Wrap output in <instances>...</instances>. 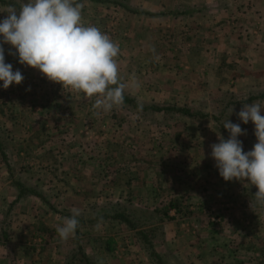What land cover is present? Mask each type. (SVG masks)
Here are the masks:
<instances>
[{
	"label": "rangeland",
	"instance_id": "obj_1",
	"mask_svg": "<svg viewBox=\"0 0 264 264\" xmlns=\"http://www.w3.org/2000/svg\"><path fill=\"white\" fill-rule=\"evenodd\" d=\"M119 1L129 8L146 12H178L183 8L178 6L176 0ZM78 2L83 6V22L86 25H95L107 33L120 44L121 52L137 50L141 67L142 65L147 66L146 55L135 46L137 43L134 37H139L137 42L140 45L147 42L151 44V48L160 49L162 44L159 40L155 39L153 35L148 38L147 33L163 35L178 27L177 19L172 20L177 15L150 16L146 13H134L126 9L128 7L118 6L113 2L100 3L91 0H78ZM7 7L0 3V10ZM6 15V11L2 12L0 18ZM248 27L254 29L256 33L253 32V34H257L258 24H255L253 28L250 25ZM172 31L177 32V29ZM9 48H11L10 45H5L6 62L13 64L14 71L20 69L25 79L20 85L13 84L8 89L0 88V130L9 137L17 166H20L21 169L28 168L27 173H23L25 180L37 184L40 189L45 187V182L42 183L38 178V174L40 175L42 172H39L35 167L32 168L33 162L39 160H49L53 163L59 161L62 166L56 169L58 171L56 177L62 179L63 172L69 170V167L63 169V161L66 160V146L74 144L72 147L76 149L72 153L75 163L88 164L94 168L92 170L90 167V172H83L86 176L83 175L79 185L84 190L77 195L80 200L81 198H93L99 193L103 195L99 201L118 200L120 194L118 185L123 182L125 185H122L124 190L122 199H131L140 205H147L144 204L146 202L150 204L148 206L152 205V207H169L172 216L170 215L171 218H167L164 222L165 228L168 229L166 241L158 242V249L172 264H264V212L261 209L253 210L242 203L230 208L229 202L224 196L229 185H224L220 191L224 192L223 194L218 193L215 196V193L213 201H199L197 205L201 208L198 209V212L191 209L190 205L194 204L188 200L182 199L179 200L180 202H174L175 197L166 196V194L174 196L183 192L180 186L175 187L170 182L167 184V188L165 187L166 194L160 192L152 202L145 198L134 197L130 190L132 186L130 189L127 188L128 180L130 175L133 176V172L138 171L135 168L138 167L139 171L146 169L148 154L145 146V133L149 129L148 124L134 116L135 119H133L131 114L118 107H114L117 110L108 113L101 112L94 106L96 97L85 99L82 93L64 89L61 84L49 81L40 70L20 65L17 57L8 54ZM130 73L141 79L130 87V84L124 80V75L120 76L121 82L127 85L126 89L129 92L133 88L135 91L139 90L137 95L142 98L155 93V90L148 88L150 86H145V92L140 88L145 85L143 78L152 74L142 69L129 71V75ZM146 93L148 94L146 95ZM240 93L238 92V94ZM222 95L214 100L221 98ZM161 100L165 101L166 99L161 98ZM199 103L201 102L193 105L197 106ZM216 105L213 104V106ZM24 121H27L26 126L30 128L27 132L26 127H23ZM241 123L243 124L242 121ZM187 124H185L181 136L184 138L180 143L181 156H178L181 158V161L178 159L182 164L186 162L184 151L187 146L184 144L190 140L189 137L193 133L190 124ZM244 125L247 134L253 136L257 142V138L254 136V124L250 121ZM34 129L36 130L33 131ZM39 130L43 132L38 133ZM22 131L26 135H23ZM28 136L29 139L26 140L28 148L23 146V148L25 147L24 151L20 144ZM167 141L171 144V139L167 138ZM37 142L49 143L48 150L39 152L40 154L37 153L38 149H35ZM166 154H168L165 155L168 159L169 152ZM74 160L71 164L74 163ZM20 163L21 165H19ZM73 166L75 167L74 164ZM191 168L197 170L196 173H201L199 167L191 166ZM35 171L39 173L31 176L30 173L34 175ZM50 171L54 173V170ZM47 172L49 175L50 172ZM46 174L44 173L45 176ZM1 176H4L3 173ZM55 187L51 185L49 189ZM74 201L78 200L74 199ZM173 203L178 209L181 208V214L175 212V207L171 206ZM75 204L81 209L84 201ZM240 204L241 206H239ZM36 207L45 208L46 205L42 203ZM229 208L230 210H227ZM215 213L219 222L212 219V215ZM81 233L83 247L96 258L98 264H152L145 256L134 233L128 231L124 226L102 224L91 228L85 227ZM70 243L68 251L76 244L74 240ZM37 247L41 248L40 245ZM48 247L51 246H43L41 252H46ZM46 248L48 249L45 251Z\"/></svg>",
	"mask_w": 264,
	"mask_h": 264
},
{
	"label": "crops",
	"instance_id": "obj_2",
	"mask_svg": "<svg viewBox=\"0 0 264 264\" xmlns=\"http://www.w3.org/2000/svg\"><path fill=\"white\" fill-rule=\"evenodd\" d=\"M176 2L180 8L183 7L179 9L180 14L172 18L178 21V27L172 29H177V32L171 30L163 35L147 33L148 38L153 35L159 40L162 44L160 49L153 51L154 48H151V44L147 42L140 45L137 42L139 37L133 33L138 37H134L137 43L135 46L146 55L147 66H140L137 50L135 52L120 51L117 57L120 76L124 75L123 78L130 87L141 78L131 73L129 75V71L142 69L152 74L143 78L145 85L140 88L144 91L145 86H150L148 88L155 90V93L150 95L146 93L147 96L142 98L137 95L139 90L135 91L133 88L132 94L143 100L158 101L164 98L165 101L197 104L202 101L213 103L215 98L226 92L244 93L255 87L264 88V0H176ZM255 24L259 26L257 34H253L254 29L248 27L250 25L253 28ZM186 123L190 124L193 133L189 137L190 140L184 144L187 146L184 151L186 159L184 164L178 157L181 156L182 151L180 144L178 142L169 144L167 141L171 129H166L165 125L147 123L149 126V130L145 133L147 166L141 171L138 167L135 168L138 171L133 172V176H129L127 188L130 189L132 186L130 190L134 197L145 198L152 202L158 194L157 190L166 194L165 189L170 182L175 187L180 186L183 192L174 196L166 194V196L175 197V202L186 199L194 204L190 205L191 209L198 212L201 208L197 205L199 201H213V197L218 193H224L220 192L224 185H229L224 196L230 208L238 206L239 203L251 208V203L243 193L245 182L235 179L225 181L219 175L216 162L210 155L211 145L219 143L213 127L188 120L174 127L172 133L184 131L185 126L182 125ZM26 125L27 121H24L23 127H26L27 132L30 128ZM42 132L39 130L38 133ZM155 133L158 134L155 135ZM22 134L26 135L23 131ZM29 136L22 140L21 148L23 146L28 148L26 140ZM177 138L181 141L180 136ZM48 145L50 144L38 143L36 152L48 150ZM72 145L74 144L66 146L63 169L69 167V170L63 172L62 179L56 177L58 172L56 169L62 166L59 161L53 163L49 160H39L32 164V168L35 167L42 172L39 175V172L35 171L34 176L38 174L39 180L42 183L45 182V187L40 190L53 207L36 195L24 196L15 202L18 195L17 189L0 160V175L2 173L4 175L0 177V264H67L69 244L74 240V235L67 240H62L56 233L55 229L67 218L61 211L78 208L75 203L84 201L83 209L80 207L78 209L85 212L90 206L105 201H99L103 196L102 193L92 196L93 198H83L84 200L82 198L80 200L77 196L84 190L79 185L85 175L83 172L89 171L92 166L75 163L72 151L76 148ZM168 152L170 159L165 156ZM72 160L75 167L71 164ZM191 166L199 167L201 173H196L197 170ZM50 170H54V173ZM92 170H94L93 167ZM47 171L50 172L49 175ZM43 172L47 173L46 176ZM175 174L177 176H174ZM24 178L22 179L24 182L34 185ZM175 178L181 184L173 183ZM51 185L56 187L49 189ZM122 185L125 184L120 182L118 185L120 200L124 197ZM215 199L218 200V198ZM42 203L47 208L36 207ZM144 204L150 205L146 202ZM60 207L62 209H59ZM180 209L175 212L181 214ZM167 230L165 228V241ZM39 245L40 249L37 247ZM46 245L51 247L46 248L45 251L48 249L46 252H41L42 247Z\"/></svg>",
	"mask_w": 264,
	"mask_h": 264
},
{
	"label": "clouds",
	"instance_id": "obj_3",
	"mask_svg": "<svg viewBox=\"0 0 264 264\" xmlns=\"http://www.w3.org/2000/svg\"><path fill=\"white\" fill-rule=\"evenodd\" d=\"M82 7L78 0H26L19 10L14 6L0 10L7 12L0 18V88L20 85L25 79L20 69L14 71L13 64L6 62L5 45H10L8 54L17 57L20 65L40 70L49 81L82 93L85 99L96 97L94 106L101 112L122 105L127 85L121 82L117 61L120 45L97 26L86 25ZM262 110L264 104L253 102L245 103L238 113L243 124L251 121L255 126L257 142L252 150L245 152L239 139L246 129L228 119L223 127L229 137L220 136L210 154L225 181L247 180L257 187L253 210L264 207ZM80 215L78 208L71 209V216L55 229L62 240L75 234Z\"/></svg>",
	"mask_w": 264,
	"mask_h": 264
},
{
	"label": "trees",
	"instance_id": "obj_4",
	"mask_svg": "<svg viewBox=\"0 0 264 264\" xmlns=\"http://www.w3.org/2000/svg\"><path fill=\"white\" fill-rule=\"evenodd\" d=\"M91 1L100 3L113 2L118 6L128 7L119 0ZM24 2L25 0H0L1 4L14 6L17 10H19ZM126 9L130 12L146 13L150 16L180 14L179 11L146 12L129 7ZM124 96L125 99L123 104L116 107L131 114L132 117L134 116L138 120L146 122V124L157 123L159 126L165 125L166 129H171V132L169 133V140L171 139V143L178 142L179 144L182 142L181 135L183 131L172 133V129L188 120L196 121L201 125H211L218 139L220 136L227 139L230 134L229 131L223 127V124L228 119L232 123H239L242 129H244L245 125L242 124L238 118L239 110L243 108L245 103L252 104L253 102H259L264 104V88L251 89L240 94L227 92L216 101L213 100V103L202 101L197 106L190 103H175L162 100L147 101L138 98L127 89H125ZM214 103L217 105L211 106V104ZM232 109L233 112L231 114ZM113 110L117 109L114 108ZM134 117L133 119H135ZM178 136L181 137V141L177 138ZM239 139L243 141L245 152L252 150L256 143L253 136L247 134V132L246 134L241 135ZM0 160L5 165L7 173L12 179V184L17 189L18 195L15 202L19 201L24 196L36 195L53 207L52 204L46 200L37 184H27L22 180L24 177L23 173H27L28 168L20 170L17 166L9 137L4 131L2 132V130H0ZM30 175L34 176L33 173H30ZM174 176H177V174ZM243 181L245 182L243 187L244 196L250 203L252 202L255 204V192L258 190L257 187L247 180ZM173 183L181 184V182H178L177 178L173 180ZM157 192V195H159L161 191L157 190ZM171 206L175 207L177 212L179 211L175 203L171 204ZM255 208H259L264 212V207L257 205ZM61 212L66 217L71 216V211L69 210L64 209ZM169 213V207L159 208L157 206L152 207V205H140L134 203L131 199H112L96 203L90 206L87 211L82 212L78 218L79 225L74 234V241L76 244L74 245L75 247L71 248L69 251L67 264H98L96 258L90 255L83 247L81 243V231L85 227L91 228L102 224L124 226L128 231L133 232L145 256L152 264H172L158 249V242H165L164 222L167 218H171Z\"/></svg>",
	"mask_w": 264,
	"mask_h": 264
},
{
	"label": "built area",
	"instance_id": "obj_5",
	"mask_svg": "<svg viewBox=\"0 0 264 264\" xmlns=\"http://www.w3.org/2000/svg\"><path fill=\"white\" fill-rule=\"evenodd\" d=\"M212 219H213V221H217V222H219V221H218L219 218H218V216H217L216 213L212 215Z\"/></svg>",
	"mask_w": 264,
	"mask_h": 264
}]
</instances>
